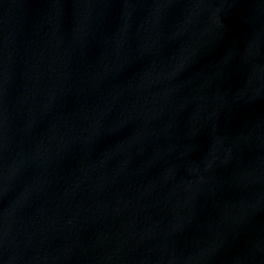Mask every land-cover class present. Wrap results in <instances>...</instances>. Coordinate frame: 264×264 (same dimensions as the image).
Instances as JSON below:
<instances>
[{
    "label": "water",
    "instance_id": "1",
    "mask_svg": "<svg viewBox=\"0 0 264 264\" xmlns=\"http://www.w3.org/2000/svg\"><path fill=\"white\" fill-rule=\"evenodd\" d=\"M0 264H264V0H0Z\"/></svg>",
    "mask_w": 264,
    "mask_h": 264
}]
</instances>
